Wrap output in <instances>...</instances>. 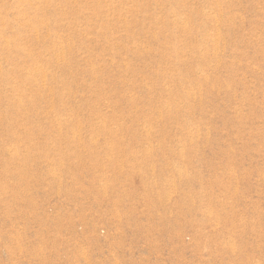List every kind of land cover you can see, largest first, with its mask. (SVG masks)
Returning <instances> with one entry per match:
<instances>
[{
    "label": "rangeland",
    "instance_id": "374dc122",
    "mask_svg": "<svg viewBox=\"0 0 264 264\" xmlns=\"http://www.w3.org/2000/svg\"><path fill=\"white\" fill-rule=\"evenodd\" d=\"M0 264H264V0H0Z\"/></svg>",
    "mask_w": 264,
    "mask_h": 264
}]
</instances>
